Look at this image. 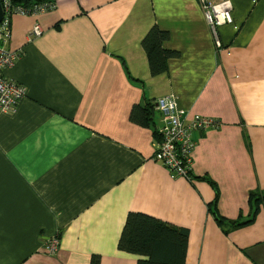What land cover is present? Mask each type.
I'll return each instance as SVG.
<instances>
[{"label":"crops","instance_id":"1","mask_svg":"<svg viewBox=\"0 0 264 264\" xmlns=\"http://www.w3.org/2000/svg\"><path fill=\"white\" fill-rule=\"evenodd\" d=\"M231 1L233 20L215 34L198 0H55L13 13L6 47L18 57L5 74L26 93L0 114V264H89L95 253L137 264L118 248L130 211L188 228L186 264H264V206L224 234L207 210L211 185L171 177L154 159L153 126L130 119L133 105L173 93L188 118L217 121L192 132V175L218 185L221 215L249 217V192L264 189V0ZM36 23L44 32L29 37ZM154 25L179 52L157 75L142 45Z\"/></svg>","mask_w":264,"mask_h":264},{"label":"trees","instance_id":"2","mask_svg":"<svg viewBox=\"0 0 264 264\" xmlns=\"http://www.w3.org/2000/svg\"><path fill=\"white\" fill-rule=\"evenodd\" d=\"M13 8L21 7L28 13L39 11L42 7H48L55 0H10ZM169 38V33L154 25L142 40L151 73L157 75L167 70L168 60L179 55L177 50L164 47V42ZM155 105L145 102L143 105H133L130 119L144 127L153 126V133L158 141L160 135L154 128ZM160 115V114H159ZM247 144L250 147L249 140ZM191 179L202 180L211 185L214 190V198L207 205L208 212L224 234L234 229L252 223L264 206V189L256 188L249 192V214L243 219L242 212L235 219L221 215L218 208L219 188L209 176H193ZM59 237V234L56 235ZM189 229L176 226L161 218L154 217L140 211H130L125 219L118 240V248L137 255V264H186ZM89 264H101V256L92 254Z\"/></svg>","mask_w":264,"mask_h":264},{"label":"built area","instance_id":"3","mask_svg":"<svg viewBox=\"0 0 264 264\" xmlns=\"http://www.w3.org/2000/svg\"><path fill=\"white\" fill-rule=\"evenodd\" d=\"M3 7V17L0 22V114L14 110L17 103L25 97V88L19 82L9 78L5 74V69L13 64L18 53L6 47L11 34V17L13 13H28L24 8H13L10 0H0ZM200 9L207 20L212 34L216 33V27L226 23H231L233 3L231 0H198ZM52 5L48 7H52ZM42 7L41 9H46ZM44 32L41 24L36 23L29 33V37L39 36ZM215 44L220 47L221 41L215 37ZM155 108L158 110L162 126L159 135L160 140L156 142L154 159L162 163L170 170L171 177L192 176V152L195 146L192 140L194 130H208L217 126V121L213 118L196 116L191 123H186L182 119L183 110L179 106L177 96L168 94L156 100ZM59 238L55 235L45 242V250L54 253L59 248Z\"/></svg>","mask_w":264,"mask_h":264},{"label":"rangeland","instance_id":"4","mask_svg":"<svg viewBox=\"0 0 264 264\" xmlns=\"http://www.w3.org/2000/svg\"><path fill=\"white\" fill-rule=\"evenodd\" d=\"M156 103L157 102H155L154 103V105L156 106ZM18 104V103H17ZM181 110H183L182 108H180ZM196 116H200V117H207V118H211V117H209V116H204V115H199V114H193L191 117H187L185 114H184V111H183V113H182V119L186 122V123H191L193 120H194V118L196 117ZM160 140V139H159ZM162 164V163H161ZM163 165V164H162ZM164 166V165H163ZM165 167V166H164ZM166 168V167H165ZM169 172L170 173H172L170 170H169Z\"/></svg>","mask_w":264,"mask_h":264},{"label":"water","instance_id":"5","mask_svg":"<svg viewBox=\"0 0 264 264\" xmlns=\"http://www.w3.org/2000/svg\"><path fill=\"white\" fill-rule=\"evenodd\" d=\"M2 17H3V7H2V3L0 1V22L2 20Z\"/></svg>","mask_w":264,"mask_h":264}]
</instances>
